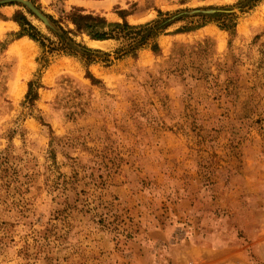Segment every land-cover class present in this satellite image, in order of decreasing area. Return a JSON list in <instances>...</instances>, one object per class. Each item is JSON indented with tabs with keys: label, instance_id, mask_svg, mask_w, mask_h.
Returning a JSON list of instances; mask_svg holds the SVG:
<instances>
[{
	"label": "rangeland",
	"instance_id": "1",
	"mask_svg": "<svg viewBox=\"0 0 264 264\" xmlns=\"http://www.w3.org/2000/svg\"><path fill=\"white\" fill-rule=\"evenodd\" d=\"M28 1L52 26L0 6V264H264V0ZM76 8L131 28L51 51Z\"/></svg>",
	"mask_w": 264,
	"mask_h": 264
},
{
	"label": "trees",
	"instance_id": "2",
	"mask_svg": "<svg viewBox=\"0 0 264 264\" xmlns=\"http://www.w3.org/2000/svg\"><path fill=\"white\" fill-rule=\"evenodd\" d=\"M181 3H185L187 0H179ZM252 1L258 0H247V2L243 3L241 8H245L249 6ZM162 14V12H160ZM223 14H217L216 17H220ZM227 18V17H226ZM20 25V33L18 34V38L27 36L35 42H38L42 45V47H48L45 43L47 40L44 35L28 20L27 16L18 12L13 18ZM68 20L73 24L74 30H70L69 32H65L62 28L60 29V33H58L57 37L59 38L58 43L50 42L51 51H62L67 54L77 55L78 53L84 56V58L88 59L90 56V49L80 46L77 44L72 38H70L69 33H73L74 35L86 33L93 40H107V39H119L123 37V32L131 28L129 23L124 19L122 24L120 23H108L104 17L99 15H94L92 13L85 14L83 9L76 8L69 15ZM220 20V19H219ZM168 25L167 19H162L156 21L153 25H147L143 28L144 31H138L137 37L134 38V43L131 48H133L134 44L136 46L143 45L147 43L151 38L157 37L161 31ZM201 27V26H200ZM220 27L227 31L234 30L236 25L233 20V16L229 18L228 21H221ZM109 29V31H107ZM143 33V34H142ZM142 34V35H141ZM141 36V37H140ZM138 42V43H137ZM77 49H81V52ZM154 51L158 50V45H154ZM32 89L33 83L30 84V89L28 92V98H30V102H33L36 98L32 97Z\"/></svg>",
	"mask_w": 264,
	"mask_h": 264
},
{
	"label": "water",
	"instance_id": "3",
	"mask_svg": "<svg viewBox=\"0 0 264 264\" xmlns=\"http://www.w3.org/2000/svg\"><path fill=\"white\" fill-rule=\"evenodd\" d=\"M18 3L26 6L32 13L49 26H52L50 21L28 0H0V6Z\"/></svg>",
	"mask_w": 264,
	"mask_h": 264
},
{
	"label": "bare ground",
	"instance_id": "4",
	"mask_svg": "<svg viewBox=\"0 0 264 264\" xmlns=\"http://www.w3.org/2000/svg\"><path fill=\"white\" fill-rule=\"evenodd\" d=\"M0 29H1V28H0ZM26 42H27V41H26ZM100 43H101V42H100ZM26 45H28V44H26ZM26 45H24V44H23V45H19V46L17 45V47H18V48H17V51H18V52H21V51H22V52L27 53V54H28L29 52H33L32 48H31V47H33V46H31L30 44H29L28 46H26Z\"/></svg>",
	"mask_w": 264,
	"mask_h": 264
}]
</instances>
